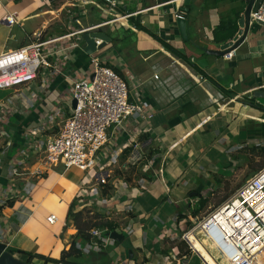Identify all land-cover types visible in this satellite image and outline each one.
<instances>
[{
    "label": "crops",
    "instance_id": "obj_1",
    "mask_svg": "<svg viewBox=\"0 0 264 264\" xmlns=\"http://www.w3.org/2000/svg\"><path fill=\"white\" fill-rule=\"evenodd\" d=\"M169 1L120 0V7L125 9L122 14L143 10L134 17L141 18V23L156 37L149 30H139L128 18L115 24L136 34L137 41L132 40V35L121 38L108 34L111 41L99 48L100 57L105 56L103 59L124 75L130 99L143 104L152 116L149 119L137 114L130 116L121 128L110 133L109 149L117 154L118 163L110 182L100 185L99 195L92 199H82L80 191L95 183L96 171L89 170L87 176V171L76 166L65 168L59 164L45 170V175L35 176L31 172L40 165L36 151L25 157V164L20 166L33 176L21 177V174L11 179L9 173L10 162L28 144L23 133L46 125L54 109L59 108L65 114L70 112L72 79L87 76L90 55L83 48H76L70 51L64 74L52 76L45 72L28 86L19 87V91L0 89V118L6 117L5 125L0 121L3 132L0 136V241L9 243L8 248L15 250L13 254L17 258L27 261L28 254L20 252L23 250L59 259L78 232L73 221L67 218L71 204L75 203L76 210L91 209L114 220L117 231L124 235L121 241L101 249L91 248L84 241L80 258L87 257L88 262L80 260L83 264H119L121 260L125 264H176L170 253L180 252L176 240L181 233L174 225L183 232L188 229L191 209L198 205L193 204L194 199L200 195L207 197L208 190L213 194L221 184V175L216 174L206 182L210 188L204 187L203 178L217 169L207 157L213 151L225 152L235 171L247 162L248 155L255 156L264 147V107L257 106L253 96L255 90L264 91V24L252 23L245 40L228 59L224 54L208 51L220 49L229 41L216 42L213 30L223 18L229 17L236 21L239 30L238 21L247 6L246 0ZM101 5L105 8V4ZM86 7L102 10L94 4ZM129 7L132 9L128 10ZM180 8L186 13V37L174 16ZM58 10L46 7L43 0H0V53L28 43L38 33L43 35L59 15ZM11 11L18 13L19 22L15 25L4 21ZM146 19L151 25H147ZM157 37L182 55L168 49ZM79 41L82 44L83 39ZM114 41L121 43H114L118 50L113 48ZM44 78H48L49 86L41 99L33 103L31 96L41 89ZM219 92L225 100L214 102L212 97ZM10 103L12 109L7 108ZM13 117L15 122L10 120ZM253 133L252 139L256 141L250 145ZM132 136L142 143L149 139L152 143L150 148L143 149L146 157L137 165L129 164L130 149L126 147ZM150 159L153 163L146 173L148 188H136L143 176L142 168ZM214 178L220 183L214 185ZM9 186L19 193L3 202ZM198 192L201 194L197 195ZM105 197L113 199L107 202L103 200ZM86 200L90 203L84 206ZM50 213L58 216L53 224L47 221ZM191 234L188 236L196 250L205 248ZM191 255L183 264H201L199 254ZM33 261L53 264L41 257H34Z\"/></svg>",
    "mask_w": 264,
    "mask_h": 264
},
{
    "label": "built area",
    "instance_id": "obj_2",
    "mask_svg": "<svg viewBox=\"0 0 264 264\" xmlns=\"http://www.w3.org/2000/svg\"><path fill=\"white\" fill-rule=\"evenodd\" d=\"M43 1L46 3L47 0ZM172 1L174 0L169 2ZM100 3L105 4V8L103 5L100 6ZM71 4L79 9L72 15L77 26L71 27L69 32L50 35L44 39H41V33H38L35 35L36 40L0 53V89L13 88L19 91V87L28 86L42 73L47 72L52 76L64 74L70 51L82 48L79 40L85 32L98 29L105 31L104 27L112 23H123L122 19L127 21L128 18L137 16L143 11L136 10L124 14L117 12L115 9L121 5L120 0H83L81 3ZM88 4L98 5L102 11L112 17L84 25L82 18L88 12L86 7ZM174 16L177 19L184 18L186 13L180 8L174 12ZM250 17L251 23L260 21L264 24V0L261 1L257 11L251 10ZM4 21L7 25L17 24L18 13L9 12ZM95 42L98 47L104 40L96 37ZM98 51L99 48L89 54L87 76L72 79L70 98L73 103L70 112L65 114L59 108L54 109L46 125L30 128L23 133L25 138H28V144L20 149L16 158L10 162L11 179L22 174L20 166L25 164L24 158L36 151L40 156V165L31 172L36 176L59 164H63L65 168L76 166L83 171H96L95 183L81 188L82 199H92L93 196L99 195L100 185L110 182L118 163L117 154L109 149L110 133H115L121 128L122 123L130 116L137 114L149 119L152 114L146 111L143 104L130 99V88L124 75L101 58ZM233 52L234 49L229 50L224 56L229 59L233 56ZM48 86V78H44L41 89L31 96L33 103L41 99V95L45 93L44 89ZM212 100L224 101L225 96L219 92L212 97ZM7 106L8 109L13 108L11 103ZM5 118H0L2 125ZM2 125V130H5ZM1 134L2 131L0 136ZM151 145L150 139L142 143L132 136L126 146L130 149L129 164L137 165L146 157L143 149L150 148ZM100 151H103V156L97 159ZM152 163L153 160L150 159L149 163L142 165L143 176L138 179L136 188H148L149 179L146 173L151 169ZM18 193L9 186L3 202H7ZM199 198L194 199V205L198 203ZM112 199L113 197H105L103 200L109 202ZM85 202L84 206L89 204L90 200ZM57 220L56 213L47 216V221L51 224ZM190 221L191 227L180 237L188 244L192 254L197 250L189 239L190 232L197 235L217 264H264V165L223 202L201 217L199 214L191 216ZM111 232L107 227H93L90 230L89 246L96 249L108 247L116 241L110 235ZM170 255L176 264L186 262L189 257L187 254L180 256L179 252L174 251ZM119 264L125 263L121 260ZM201 264H208L203 257Z\"/></svg>",
    "mask_w": 264,
    "mask_h": 264
},
{
    "label": "rangeland",
    "instance_id": "obj_3",
    "mask_svg": "<svg viewBox=\"0 0 264 264\" xmlns=\"http://www.w3.org/2000/svg\"><path fill=\"white\" fill-rule=\"evenodd\" d=\"M68 1H70L71 3H75V2L78 3L79 2L78 0H54V1L47 0L46 1V3H45L46 7L50 8V9H58L59 8L60 10H58L59 11V15L57 14L56 19H54L53 22H51V24L49 25L50 28H48V30L43 32V35H41V39H44V38H46L47 36H50L53 33L55 35H60V34L67 33V32L70 31L71 27H76L77 26V24L73 21L72 15L74 14L73 12L75 10H78V7L74 6L73 4H70V2H69V4H65ZM48 2H50V3H48ZM63 4H65V6H63ZM131 9L132 8L129 7L128 10H131ZM162 10H163V8H162ZM115 11L123 13V12H125V9L121 8L119 6V7H117L115 9ZM102 12H103L102 10H99L97 8L89 7L88 16H84L82 18V23L84 25H88V24L97 23V22H99V21H101L103 19H108V18L112 17L108 13L102 14ZM123 20H125V19H123ZM128 22L132 23V19L129 18ZM148 24L151 25L149 20H147V25ZM107 28H108V34L110 36H112V37H118V35H119L122 38V37H129V36L132 35V40H134V41L136 40L137 41V37L138 36L136 34H134V33L127 32V29L123 25H117V24L113 23V24H110L108 27H104L103 29L107 32ZM81 37L83 38V35ZM33 40H36V38H34ZM81 43H82V41H81ZM114 43H120V42L119 41H114L112 43V45H114L113 48L118 50L116 48V47H118V45H116ZM122 43H123V41H122ZM120 45H121V43H120ZM110 49H107V50H110ZM112 52H113V50H112ZM97 53L99 54L100 52L98 51ZM103 58H106V57L104 56ZM10 120L12 122H15L16 118L13 117V118H10ZM246 129H249L248 125L246 126ZM254 133L252 134L250 139L254 138L253 137ZM246 141H247V139H246ZM255 141H256L255 139H252L250 141V145H253L255 143ZM210 144L211 143H209L208 145H210ZM228 155L229 154H227L225 152L217 153V152L213 151L207 157V159H208L207 161L210 162V160H211V162L217 167V169L214 172H211V173L209 172L207 177L203 178L204 184H205L204 187L206 188V190H208V188H210L209 184H207V183H209V179L211 180L212 176L215 177L216 174H218V176L221 175V178H220L221 184L218 186L217 189H214L213 194H212L211 190H208V192H207V202L201 208V212L199 214L200 217L203 214H205L206 212H208L209 210H211L214 206H217L218 204H220L221 200L224 197H225V199L227 197H229L248 177H250L254 172H256L260 167H262L264 165V153L262 152V150H257L255 152V156L248 155L247 162L245 164H242L243 166L242 167L240 166L235 171H234L235 167L230 164L231 162H229L230 158H229ZM102 156H103V151H100L97 154V159L102 157ZM234 160L235 159L232 156V161H234ZM239 163L241 164L242 162L239 161ZM229 164L231 165V167L229 166ZM118 170L119 169H117V171ZM20 171L23 174L21 177L33 176V175L36 176V174L31 175L30 173H27L28 171L27 170H23L22 168H20ZM85 173L88 176L89 171H87ZM90 174H92V173H90ZM128 178H129V176H128ZM131 179H132V176H131ZM212 180L214 182V185L216 183H218V184L220 183V181L216 182L215 178L212 179ZM94 198H96V197H94ZM167 225L170 226V224H167ZM174 226H175L176 230H178L181 234L183 233V231H181V229L176 224ZM185 226L187 228L186 223H185ZM189 227H191V226H189ZM192 235L193 234H191V236ZM195 237H197V236H195ZM180 239H181V237L178 238L176 241L180 242L181 241ZM194 242H196V240ZM173 243H174V241H173ZM199 243H202V242L199 240L198 244ZM207 253L210 254L209 251H207L205 248L201 247L199 251H197L196 253H193L191 256L193 257L195 254H199L200 257H201L199 259V261H198L199 263H200V261H202V257H203V260H205L208 264H215L213 262V260H212L213 257H212V259L208 258V254ZM87 259H88L87 257H82V258L78 259V261L81 260L82 262H88ZM49 261H51L53 264H56L55 258L54 259L52 258ZM31 264H35L33 259L31 260Z\"/></svg>",
    "mask_w": 264,
    "mask_h": 264
},
{
    "label": "trees",
    "instance_id": "obj_4",
    "mask_svg": "<svg viewBox=\"0 0 264 264\" xmlns=\"http://www.w3.org/2000/svg\"><path fill=\"white\" fill-rule=\"evenodd\" d=\"M214 1L217 3L222 0H214ZM231 1H237V0H231ZM131 19H132V23H134L135 26H137L139 30H144V31L149 30L150 31L148 26L141 23V18L131 17ZM237 30H238L237 23L234 19L230 17L226 19L223 18L220 21L219 25L213 30L214 40H216V42H226L227 40H230L231 38L235 36ZM151 33L153 36H155V33L153 32ZM157 38L161 40L168 49L172 50L176 54L182 55V53L179 50H177L176 48L168 44L166 41H164L163 39H160L159 37ZM252 102H254V100H252ZM261 150L264 153V147H262ZM196 194L199 195L201 193L198 192ZM223 200H225V197L221 200V202ZM206 202H207V197L200 195L198 205L194 207L193 209H191V216H197L198 214H200L201 208ZM182 216L184 215H181V217ZM67 218L73 221L78 232H77L76 237L72 240L70 248L68 250L64 249L62 251L61 257L59 259H55V261L60 264H83L81 261H78V259L83 254L82 243L84 241L90 240V237H91L90 230L93 227L95 226L101 227V228L107 227L109 231H113V230H117V226H118L114 220L106 219L102 213H99L97 211H92L91 209H87V208L76 210L75 203L71 204L70 209L67 214ZM191 224L192 223L190 221L189 226ZM186 230L187 229H185L184 231ZM178 246L180 248V252H179L180 256H183L186 254L189 255L192 253V250L189 248L188 244L184 240H181ZM13 252H15L14 249H13ZM20 252L28 254V259L26 261V264H29L34 257H38V256L45 259L46 261H49L52 259L51 257L43 255V254L32 253V252L23 251V250H20Z\"/></svg>",
    "mask_w": 264,
    "mask_h": 264
},
{
    "label": "water",
    "instance_id": "obj_5",
    "mask_svg": "<svg viewBox=\"0 0 264 264\" xmlns=\"http://www.w3.org/2000/svg\"><path fill=\"white\" fill-rule=\"evenodd\" d=\"M261 1L262 0H246L247 6L245 7L244 12L241 14V17L238 21L239 30L237 34L233 37L232 40H229L224 45H222L220 49H210L208 51L215 55H223L229 50H233L238 47L245 40L252 24L250 17L251 10L257 11ZM258 22L263 24V22ZM178 24L180 26L182 34L186 37V17L179 18ZM96 37L102 38L104 40V42L98 47L96 46L95 42ZM82 39V48L87 54L95 52L98 48H101L104 43L111 41V37L108 35V33L102 31L101 29H98L97 31L85 32ZM253 96L255 98V104L257 106L264 107V91L255 90L253 92ZM110 235L115 238L116 241H121L124 238V235L122 233H119L117 230H113ZM0 264H26V262L17 258L13 254V249L8 248L6 242L0 241Z\"/></svg>",
    "mask_w": 264,
    "mask_h": 264
},
{
    "label": "bare ground",
    "instance_id": "obj_6",
    "mask_svg": "<svg viewBox=\"0 0 264 264\" xmlns=\"http://www.w3.org/2000/svg\"><path fill=\"white\" fill-rule=\"evenodd\" d=\"M123 20V19H122ZM193 237H195V236H197V235H192ZM208 254V253H207ZM208 258H211L210 256H209V254H208ZM212 259V258H211ZM213 260V259H212ZM213 262L215 263V264H217L214 260H213Z\"/></svg>",
    "mask_w": 264,
    "mask_h": 264
}]
</instances>
